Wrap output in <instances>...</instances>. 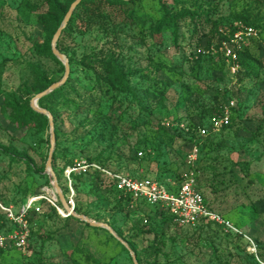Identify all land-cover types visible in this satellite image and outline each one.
Segmentation results:
<instances>
[{
    "label": "rangeland",
    "instance_id": "1",
    "mask_svg": "<svg viewBox=\"0 0 264 264\" xmlns=\"http://www.w3.org/2000/svg\"><path fill=\"white\" fill-rule=\"evenodd\" d=\"M59 1L69 10L75 0ZM163 3L175 20L162 28ZM47 10L46 0H0V213L1 205L28 209L30 230L26 248L7 249L0 264H135L107 228L68 219L49 201L60 199L46 172L50 122L27 113L46 84L65 75L64 63L46 50L53 39ZM128 10L125 20L59 38L74 61L70 93L44 107L38 101L56 118L52 168L67 203L109 224L136 248L139 264H264V0H136ZM236 22L254 34L243 35L233 71L221 45L239 30ZM109 58L127 84L112 86L102 76L107 68L98 66ZM230 101L225 129L200 135ZM96 166L169 186L192 179L239 232L218 223L184 227L150 204L120 202L108 174L97 183Z\"/></svg>",
    "mask_w": 264,
    "mask_h": 264
},
{
    "label": "built area",
    "instance_id": "2",
    "mask_svg": "<svg viewBox=\"0 0 264 264\" xmlns=\"http://www.w3.org/2000/svg\"><path fill=\"white\" fill-rule=\"evenodd\" d=\"M236 26L239 27V30L234 34V37L228 42H223L221 45V50L226 55L227 61L231 63L233 71H236L238 68V52L242 48L243 35L254 34L252 27H246V32H242L240 29L243 28V25L240 22H236ZM229 44H232L233 48H230ZM234 104V101H230L229 105L223 108L219 116L214 117L210 121V127H199L200 135L206 137L207 134L213 131L215 133L221 131L228 125L230 120L229 110ZM191 158L196 160V154L191 155ZM96 167L113 179L115 188L123 196H129V201L132 205L137 206L147 203L164 208L168 210L176 223L184 227L194 226L202 223L204 220H209L228 226L234 231L239 232L223 215L209 207L203 193L198 190L192 179L186 178L179 185L171 183L169 186L165 181L157 180L151 176L137 178L128 173L112 172L99 166ZM44 199L47 198L45 197ZM49 201L61 211L53 201L50 199ZM1 208L0 249L12 248L24 250L30 237L29 225L26 222L28 209L23 208L19 213H16L12 207L1 205ZM72 208L74 209V206ZM65 216L67 217L68 215L66 214ZM6 221L14 223V227L11 230L3 228V223ZM247 239L251 242V245H254V241L251 238L247 237Z\"/></svg>",
    "mask_w": 264,
    "mask_h": 264
},
{
    "label": "trees",
    "instance_id": "3",
    "mask_svg": "<svg viewBox=\"0 0 264 264\" xmlns=\"http://www.w3.org/2000/svg\"><path fill=\"white\" fill-rule=\"evenodd\" d=\"M135 1L136 0H83L75 9L67 27L63 30L61 36H63V34H66V33H71L72 29L76 30L78 33L84 34V33H86V29L88 28V25L91 23L100 22V23H103L107 26H110L112 21H116L115 19L125 20L126 18H128L129 16L132 15V13L129 12L128 8L130 6H133L135 4ZM46 4L48 6V10H47V12L43 13V19L50 27L49 33H50V38H52L54 36V34L56 33L57 29L59 28V26L61 25V21H62L63 17L65 16L68 9L65 8L59 0H46ZM162 9H163L164 15H163V18H161L160 20L158 19V23H159V26H161L163 28L164 26L169 25L175 19L173 18V16H170V12H169V9H167V7H166V3L162 4ZM57 16H60V18L58 19ZM177 21H179V19ZM226 24L227 23H222L221 25H218L217 29H216V34L219 33V29L222 28L221 26H225ZM48 43H49L48 48H46V50H48L50 55L54 56L51 44H50V42H48ZM57 47L63 53L67 51V46L64 44V39L58 40ZM65 54L67 55V53H65ZM68 58H69L70 64L72 65L74 62L73 58L70 56H68ZM241 59H242V57H241ZM114 61L115 60L111 59V58H109L107 61H101V63L98 66V69L99 68L102 69L101 66L103 64L105 65V67L107 68V72H108L107 74H109V75L103 74L102 76H104L107 81H110L112 86L115 85L114 84L115 81H117V84H119V85L127 84V81H126L127 75L117 65L114 66L112 64V62H114ZM88 62H89V59H88ZM70 80H71V77H69V79H67L65 84H63L59 88L52 91L50 94L42 97L39 100L40 106L44 107V102L48 98H61L64 96V94L70 93V90H71L70 88H69V92L67 91L68 87H70V84H69ZM53 82H56V81H53ZM53 82H48L46 84V88L48 86H50L51 84H53ZM123 82H124V84H123ZM27 113L31 117L41 118L42 120H44L43 122L46 124L49 123L48 118L44 114L39 113L38 111L33 109L31 106L27 107ZM17 117L19 118V120L23 121V120L27 119V114L17 113ZM54 123H55V130H56L57 123H56L55 117H54ZM262 123H263V121H258V126L261 127ZM223 129H225V127ZM209 138L211 141L214 140V139H212L211 135L209 136ZM206 140L207 139H205V142H206ZM4 151L9 152L7 149H4ZM14 156H16L15 153H14ZM54 157H55V155H54ZM19 158L26 161L28 165H31L30 161L28 159L24 158L22 155H19ZM94 173H95L96 180L98 183V181H101L104 173L101 170H95ZM84 175H85V173L81 172L78 177L83 178ZM130 175L133 177H137V178H143V176H140V175H135V176L132 174H130ZM144 177H146V176H144ZM154 178L157 180H161V181L165 180L162 178H156V177H154ZM114 185H115V183H114ZM114 191L116 192L117 196L119 197L120 202L123 201V202L130 203V201H129L130 197L129 196H127V197L123 196L122 193L119 192L116 188H114ZM56 205L59 208H64L60 199L58 200ZM139 205H141V204H139ZM153 207L156 210V214L163 215L166 218L171 219V221L173 223L175 222L173 220L172 215L168 212V210H166L164 208H159L158 206H153ZM52 209L54 211L58 212L56 206L52 205ZM75 210L78 211L77 207L75 208ZM66 218L76 219V220L80 221L79 218H76L73 215H68ZM212 224H214V222L209 221V220H204L201 223L200 229H204L205 227L211 226ZM86 225L95 229V230L100 229V227L91 226L88 223H86ZM119 244L122 247H124L120 242H119ZM131 249L137 255V259L140 263V257L137 253L136 248L131 246ZM4 251H8V250L7 249H0V255H3Z\"/></svg>",
    "mask_w": 264,
    "mask_h": 264
},
{
    "label": "water",
    "instance_id": "4",
    "mask_svg": "<svg viewBox=\"0 0 264 264\" xmlns=\"http://www.w3.org/2000/svg\"><path fill=\"white\" fill-rule=\"evenodd\" d=\"M83 0H75L63 22L61 23V25L59 26V28L57 29L56 33L54 34L53 36V39H52V51L54 53V55L62 62L64 63L65 65V75L63 76V78L60 80V81H57L55 83H53L51 86H49L47 89H45L44 91L38 93L36 95V97L32 100L31 102V106L33 109H35L36 111L42 113V114H45L48 116L49 118V122H50V128H51V139H50V142H51V150H50V153H49V157H48V161H47V170L46 172L50 175V177L52 178L53 180V186L56 190V193L57 195L59 196L60 198V201L62 202L63 206H64V209L70 214V215H73L83 221H85L86 223L90 224L91 226H95V227H104V228H107L114 236L117 237V239L119 241H121L123 243V245H125L131 252V255H132V258H133V261L135 264H139L138 260H137V257L135 255V253L129 248V245L126 241H124L122 238H120L119 236H117V234L115 233V231L113 230V228L107 224V223H104V222H96V221H93L91 220L88 216L86 215H83V214H78L77 212H75V209H73L71 206H69V204L67 203V200L65 199V196L63 194V191L58 183V180H57V176L52 168V160H53V153H54V148H55V142H56V135H55V127H54V119H53V115L51 114V112H49L47 109H44V108H41L39 105H38V101L50 94L52 91H54L55 89L59 88L60 86H62L63 84L66 83L69 75H70V62H69V58L68 56L61 52L58 47H57V44H58V40L63 32V30L67 27L76 7L82 2Z\"/></svg>",
    "mask_w": 264,
    "mask_h": 264
},
{
    "label": "bare ground",
    "instance_id": "5",
    "mask_svg": "<svg viewBox=\"0 0 264 264\" xmlns=\"http://www.w3.org/2000/svg\"><path fill=\"white\" fill-rule=\"evenodd\" d=\"M57 196V195H56Z\"/></svg>",
    "mask_w": 264,
    "mask_h": 264
}]
</instances>
